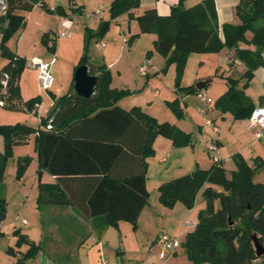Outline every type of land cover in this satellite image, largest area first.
Listing matches in <instances>:
<instances>
[{
    "label": "trees",
    "instance_id": "obj_1",
    "mask_svg": "<svg viewBox=\"0 0 264 264\" xmlns=\"http://www.w3.org/2000/svg\"><path fill=\"white\" fill-rule=\"evenodd\" d=\"M34 6L64 16L60 8L49 10L43 0H8L9 10L4 18L7 26L0 42L1 55L8 64L0 71V81L4 74L8 80L5 87L0 82V102L18 96L17 80L26 64L7 46L25 25L24 18L15 12L30 11ZM139 6L140 0H114L109 8L110 20L123 14L134 18L130 12ZM236 16L240 24H224L221 35L213 0H202L189 8H184L180 1L165 17L159 16L155 9H148L135 20L139 34L156 37L153 49L165 58L167 64L175 63L179 75L190 53L216 54L223 49L233 50L234 58L245 65L246 71L240 79H226L227 90L215 101V106L235 118L247 120L255 106L245 94V88L254 70L264 67V26L255 25L264 19V0H240ZM109 26L110 21H107L101 22L96 32L85 30L83 55L77 65H88L89 73L97 77L93 96L79 97L71 86L58 99L53 114L41 119L42 127L50 126L49 130H35L19 124L0 126L4 140V150L0 152V180L12 145L23 143L28 136L35 134L39 170L62 178L61 185L67 192L57 184H40L38 205L75 206L86 218L104 216L107 226L117 228L118 222L124 221L135 229L140 213L148 205L145 159L154 152L155 138H170L174 145H178L186 136L174 126L158 124L145 115L136 114L135 109L126 112L115 105L129 91L110 89L111 75L107 67L91 64L88 57L90 41L102 37ZM247 32L252 33L250 40L245 38ZM139 34L132 36L129 42L136 40ZM239 43L254 46L255 50L239 49ZM150 56L151 51H148L146 58ZM242 79L245 82L240 87ZM176 90L199 92L194 86L181 88L179 82ZM38 103V97L29 100L25 103L26 110L33 111V105ZM235 161L236 170L229 178L220 162L213 163L207 170L196 169L162 183L157 188L158 202L162 206L171 208L179 201L188 209L193 207L203 188L206 208L199 212L193 231L187 233L180 243L190 262L264 264V256L255 255L251 240L255 234L264 247V184L252 180L256 168L253 172L242 160L235 158ZM24 162L25 159L18 162L19 171L23 170ZM214 186L220 187L221 191H216ZM76 189H79V196L75 195ZM214 200L220 202L217 210L212 207ZM4 212L5 201L0 199V214ZM13 235L17 237L16 246L29 242L19 230ZM39 250V246L31 243L16 264L33 260ZM7 253L13 254V251L9 249Z\"/></svg>",
    "mask_w": 264,
    "mask_h": 264
},
{
    "label": "rangeland",
    "instance_id": "obj_2",
    "mask_svg": "<svg viewBox=\"0 0 264 264\" xmlns=\"http://www.w3.org/2000/svg\"><path fill=\"white\" fill-rule=\"evenodd\" d=\"M59 2L62 1H52L51 5L61 4ZM109 8L110 6L108 5L106 8L108 12ZM92 10L94 9H87L86 12L96 17L92 13ZM34 20L40 22L39 26L35 25L32 27L23 41L19 39L18 33L7 44L8 49L12 53H17L27 58V67L31 71H36L33 67H30V58L32 56H46L48 55L47 53L50 54L45 44L40 43L41 36L51 31L50 37H54L53 34H58L62 31L60 30L59 19L55 13L50 14L47 12L44 20L37 18V16H35ZM119 23L122 29L125 30L124 34L128 37L127 41H129L134 36V33L129 35L127 32V24L125 25L122 20ZM113 25L109 26L104 36L106 34L110 37L114 35L115 37L118 36L117 33L120 25L118 23ZM255 25L260 26L259 23ZM133 27L136 29L137 24L134 23ZM73 32L71 31V33ZM145 35H149V37L153 36L147 33ZM139 37L141 36H138L136 39L140 40L136 41L133 47L129 43L125 45V51L122 54V58H120L119 64L111 68L114 77L113 84H124L125 82V85L129 86L127 87L128 89L126 88L129 91L128 94L121 98L125 99L122 104L125 107L129 106V111L135 109L137 111L136 114L145 115L158 124L167 123L174 126L180 133L186 136L178 145H174L170 138L162 136L155 138L152 146L154 152L149 154L145 159L147 164L146 182L149 192H152L153 188H156L160 183L162 184L190 174L196 169L207 170L212 166L211 155L203 147L202 143L217 134H213V131L207 128V122L216 126L221 135L222 142L218 146V156L222 159L221 165L226 170L228 178L236 170L235 158H238L251 171L254 172L256 168L252 178L255 183L258 180L264 182V136L262 139H257L255 133L247 129L246 119L244 117L235 118L230 112H223L215 106V101L223 92L224 87H226L223 78L231 74L225 62L226 57L224 52H221V50L217 53L218 55L188 54L183 64L182 73L179 75L176 70V64H167L165 58L153 49V45L147 40L148 36H144V38L143 36L141 38ZM67 40L68 38H65L57 42ZM148 51H151V56L148 58L150 63L149 75L144 77L140 75L139 68L145 63ZM75 54L76 52L73 50L72 52L68 51V54L65 51L64 55L61 56L54 55L57 63L50 68V74L54 79L52 89L59 86L64 78L66 80L68 76L67 70L70 68V65L72 66V62L76 56ZM6 63L7 59L1 55L0 51V71ZM117 70L122 72L121 78L115 77ZM244 73L245 66L239 65L236 67L234 73H232V76L233 78L237 77V79H240ZM205 76H210L212 82L209 87L204 88L200 93H186L184 90H176V84L178 82L181 88H185V86L195 87L198 82H201L198 79ZM29 81L31 83H29L30 86L27 94L34 98L38 97L40 99L38 106H40L42 102H45L46 97H50L49 93L38 87L37 80L35 83L33 80ZM240 82L243 85L245 81L242 79ZM261 88V83L256 80V76L253 74L248 80L245 93L251 98L254 106H257L259 96L262 94ZM202 98L206 101L208 99L212 101V104L206 106V108L210 109V112L205 113V117L199 113L202 108H205ZM49 107L43 113L44 116L48 112ZM24 110H8V113L3 112L5 114L2 117L3 121L10 122L11 124H2L0 126L28 124L31 127H36L39 124L41 113H37L35 110L27 111L26 107H24ZM31 135V137L28 136L29 139H26V142L12 145L7 157L2 180H0V195L2 196L5 188H7V208L9 209L8 218L0 222V264H12L14 262L16 264L30 245L29 241L20 246H16L17 237L13 235V230H19L20 232L28 231L29 226L22 225L20 220L25 219L28 223L30 222L29 218L31 217L28 213H30L29 205L31 202L29 201L25 215L18 213V210L19 206L23 204V200L25 199L24 195H29L31 187L37 190L38 185L36 163L38 153L35 149V134ZM164 143L170 144V149L173 152L172 155L168 154L167 149H164ZM3 150L4 140L0 135V151ZM167 155L166 162L160 163V158L166 157ZM24 159V163L26 164L23 170L19 171L20 166L18 162H22ZM214 188L216 191H221V188L218 186H214ZM202 192L203 188L198 192L191 209L184 207L179 201H176L171 208L164 207L158 202L157 194L155 192L152 193L153 195L148 208L152 218L145 225L142 224L140 226L137 235V239H141L143 242L142 246H138L133 242L135 238L134 234L133 236L132 234L125 235L115 228L117 231L114 232L115 240L112 239L115 243L111 242L109 246H120L123 235L127 251L131 252V254L126 255L127 259H124L123 262H121L120 256L118 255L119 264H148V262L144 261L146 257L148 255L156 256L160 252L161 248L157 243L158 235L164 234L170 239L178 240L181 243L186 234L194 229L186 227V224L188 222L197 224L199 212L206 208V203L202 198ZM219 206V200H214L212 204L213 210H217ZM130 226L133 231L131 224ZM137 229L136 227L134 231ZM9 249L13 251V254L7 253ZM149 251L150 254L148 253ZM177 254L180 257L185 255V251L181 246L177 249ZM180 261H182V258L177 259L174 264H181ZM190 263L195 264L193 262ZM168 264L173 263L168 262ZM199 264L208 263L202 262Z\"/></svg>",
    "mask_w": 264,
    "mask_h": 264
},
{
    "label": "crops",
    "instance_id": "obj_3",
    "mask_svg": "<svg viewBox=\"0 0 264 264\" xmlns=\"http://www.w3.org/2000/svg\"><path fill=\"white\" fill-rule=\"evenodd\" d=\"M52 1H57V0H43L44 4L49 10L52 11V10H55L56 8H60L64 12V16H60L57 13L55 14L57 15L59 19L60 30L64 31L65 26L68 27L67 28L68 35L64 38L55 39L56 34H53L54 37H50L51 31L44 33L40 38V43L43 45L45 44L50 54L47 53L48 55L46 56L45 55L32 56L30 58V61L35 59V60H40L45 63H49L51 59L54 58L55 63L53 65H55L57 63L56 58L54 57L55 54L61 56V55H64L65 51L68 54V51L72 52L73 50H75L76 56L72 62L73 64L71 63L72 66L70 65V68H68L67 70L68 72L66 71L68 75L66 80L64 78V80H62V83H60L59 86L52 89L54 86V79H53V86L48 91L50 97H46L45 102H42L39 108L36 110L37 113L38 112L41 113L39 124L36 127H31L28 124H24L25 126L30 127L35 130H38V129L46 130V126L42 127L41 125V119L46 118V115L44 116L43 113L47 110L49 106H51L54 103L56 99H59L61 96L65 95L69 91L70 87L73 86L74 71L77 65L79 64L80 59L83 55L84 39H85L84 35H85L86 29L92 32H96L100 23L107 22V21H110L111 26H114L113 24H117V23L118 25H120V27L118 28L117 37H115V35L110 37L109 35L106 34L105 36L103 35L100 38H93L89 43L88 57H89V61L91 62V64L95 66L105 65L107 67V69L110 72L111 79H112L111 84L109 86L110 89L117 90V91L126 90V88L129 86L125 85L126 84L125 82L124 84L123 83L113 84L114 77L111 72V68H113V66H115L116 64H119L120 58H122V54L125 51V45L129 43V45L133 47L135 42L140 39L134 40L132 42L133 44L127 41L128 37L124 34L125 30L122 29L119 21L122 20L125 23V25L127 24V29H128L127 32L129 35H131V33L132 34L134 33V35H137L140 32H139V27H138V24L135 18L142 15L144 11L148 9H155L159 16L165 17L170 14L171 8L178 5L180 1L182 2L184 8H189L201 2L202 0H140V6L137 9H134L130 12V14L134 18H130L128 14H123L119 16L118 18H116L115 20H110L109 12L108 10H106L108 5L110 6L114 0H77V1L76 0H59V1H62V2H59L61 4L51 5ZM213 1H214V5L216 8V12H217L219 32L221 30V27L224 24H232V25L240 24V20L236 16V6L238 5L240 0H213ZM58 5H61V6H58ZM76 9H79V10L75 12ZM87 9H94L92 10V13L96 17L86 12ZM36 10H38V12H36ZM15 13L19 16H22L25 21L24 28L18 32L19 39L21 41H23V39L27 36L28 31L32 27H34L35 25L39 26L40 22H38L37 20H34L35 16H37V18L39 19L44 20L45 16L47 15V11L40 8L39 6H34L33 9L30 11H16ZM50 14H53V13H50ZM78 17L79 19H77ZM134 23L137 24L136 29L135 27H133ZM256 23H259L260 26H264V20L263 21L259 20ZM6 26H7L6 19H4L3 21H0L1 38H2V31L4 30ZM71 31H74V32L71 33ZM220 35H221V32H220ZM139 36L141 37L143 36V38L144 36H148L147 40L152 45H153L154 40L156 39L154 35L152 37H149V35L139 34ZM251 37H252V33L247 32L245 34L246 40H250ZM65 38H68V40L59 41V43L57 42L58 40L65 39ZM49 39H51L50 42H48ZM0 42H1V39H0ZM238 48L242 50L246 49L250 51H253L255 49L254 46H248L244 43H239ZM221 52H224L225 57H226L225 62L227 63L226 65L228 66L229 72H231L230 76H224L223 78L225 85H226L225 78L227 77L233 78L232 73H234V71L236 70V67L239 65L241 66H245V65L241 62H239L238 64H235L233 62L235 60L233 50L223 49ZM13 54H15L17 57L21 59H24L26 61V64L17 80V87L19 89L18 96L14 97L11 101L9 100L10 102L7 100L0 102V125L11 124L10 122L3 121L2 117L3 115H5L3 114V112L8 113L7 112L8 110L25 111L24 104L28 100L34 98V97H31V95L29 96L27 94V91L30 86L29 83H31V81L29 80H33L34 83L37 80V72L29 70V68L27 67L28 64H27L26 57L18 55L17 53H13ZM216 55L218 54L216 53ZM262 58L264 60V50L262 53ZM7 64H8V60L5 66ZM142 65H146L147 67L146 76H148L149 75L148 71H149V66H150L149 60L146 59L145 63ZM5 66H3V68ZM30 67L32 68L31 63H30ZM245 71H246V67H245ZM253 74L254 76H256V80H258L259 83H261V87H262L261 88L262 94L259 96L258 103H257V106H259V105L264 104V67L257 68ZM115 77L121 78L122 72L117 70ZM233 79H237V77ZM198 81H206L207 84L205 88H207L210 86L212 79L210 76H205V77H202L201 79H198ZM241 83L242 82H240L239 84L240 87L242 85ZM185 87H188V86H185ZM226 90H227V85L226 87H224L223 92L218 96V98L222 94H224ZM200 92L201 91H199V93ZM249 99L251 100L250 97ZM123 100L125 99L119 100L115 105L121 110L128 112L130 110L129 106L125 107L122 104ZM207 101L204 98H202L203 106L205 108L204 109L202 108L199 111V113L203 115V117L206 116L205 113L210 112V109L206 108V106L208 104H212V101L211 100L210 102H207ZM245 123H246L247 129L254 132L257 139L263 138L264 132L260 133L259 130L257 129H251L249 127L248 120H245ZM206 126L207 128L213 131V134L215 133L217 135H213L209 139H206L205 141H203L202 143L203 147L205 148V145L210 141L216 143V145L219 146V144H221L222 142V138H221V135L219 134L217 127L212 125L211 123L210 125H206ZM258 133L261 134L260 137L257 136ZM34 136L36 137V135ZM29 137H27L26 139H29ZM164 146H165L164 149L168 150V154L172 155L173 152L170 149V144L164 143ZM169 150H170V153H169ZM218 153H219V150H218ZM167 157L168 155L166 157L160 158L159 162L165 163ZM219 159H220V162H222V159L220 157ZM36 163H37V182H38L37 190L31 187L30 189L31 191L29 195L28 194L24 195L25 199L23 200V204L19 206V210H18V213L25 215L27 208H28L29 201L31 202L29 205L30 213H28V215L31 217L29 218L30 222L28 223L27 220L25 219L20 220L21 224H22L21 221L26 222V224H22V225L29 226L28 231H23L21 232V234L27 237L28 241H30V244L32 243L34 245L39 246L40 248L37 256L33 260L27 262V264H119L118 255L120 256L121 262H123L124 259H127L126 255L131 254V252L127 251V248L124 242L125 240L122 234H121L122 240L120 241L121 243L120 246L118 247L109 246L111 245V242L115 243L113 242L112 239H114V236H115L114 232H117V231L115 230L114 227L106 225V218L104 216L86 218L82 214V212L75 206L54 205V204L38 205L37 204L40 184H45V185L57 184L60 189H62L64 192L66 191L64 190L60 182L63 180L62 178L58 179L48 174L44 170H39L38 158H37ZM257 183L264 184V182L261 180H258ZM158 186L156 188H153L152 192H149L148 187H147V182H146V189L149 193L148 203L150 202L151 197L153 195L152 193L154 192L157 194V200H158V193H157ZM33 192H34V195H33ZM74 192L76 196L80 195L79 189H76V191ZM7 195H8V191H7V188H5L2 196L0 195V199L5 201V212L3 214L4 215L3 221H5L9 216L8 214L9 209L7 208V205H8ZM149 206H150V203L140 213L138 220H137L138 229L136 231H134V229L132 231L130 223L128 222L119 221L117 225V229L119 232L124 233L125 235L132 234V236L134 234L135 238L133 239V242L137 244L138 246L143 245V242L141 241V239H137L140 226L142 224L145 225L152 218L150 215L151 213L148 210ZM188 223H194V222H188ZM188 228H193V227H188ZM14 231L15 230H13V232ZM149 249H152V248H149ZM148 253L150 254V251ZM181 258H182V261H180L181 264H191L190 262L187 261L186 255H183L182 257H180V255L177 254V251L173 253V255L169 256L165 261H159L158 255L156 256L148 255L144 261L148 262V264H168V262L174 264L177 259H181Z\"/></svg>",
    "mask_w": 264,
    "mask_h": 264
},
{
    "label": "built area",
    "instance_id": "obj_4",
    "mask_svg": "<svg viewBox=\"0 0 264 264\" xmlns=\"http://www.w3.org/2000/svg\"><path fill=\"white\" fill-rule=\"evenodd\" d=\"M8 0H0V20L4 19L8 14ZM67 26H65V30L61 33L55 35V39L64 38L68 35ZM235 64H238V60L233 61ZM55 63V59H51L49 63L42 62L40 60L33 59L31 61V66L37 72V83L38 87L41 90L49 91L53 86V78L50 74V68ZM139 73L141 76L147 75V67L146 65H142L139 68ZM8 80V76L6 74L3 75L1 79V84L5 87ZM207 102H210L208 100ZM39 108L38 104L33 105V110H37ZM249 127L251 129H257L259 132H263L264 130V104L259 105L254 108L250 117L247 119ZM207 125H210V122H207ZM46 129H51L50 126H46ZM261 134H257L260 137ZM205 149L211 155V159L213 163H220V159L218 156V146L214 142H208L205 145ZM22 224H26L25 221H21ZM187 227L195 228L196 224L187 223ZM157 243L160 246V252L158 254L159 261H165L169 256L173 255L177 251V249L181 246L180 242L175 239H170L168 236L161 234L157 237Z\"/></svg>",
    "mask_w": 264,
    "mask_h": 264
},
{
    "label": "water",
    "instance_id": "obj_5",
    "mask_svg": "<svg viewBox=\"0 0 264 264\" xmlns=\"http://www.w3.org/2000/svg\"><path fill=\"white\" fill-rule=\"evenodd\" d=\"M182 12V10L180 11ZM97 84V77L89 73V67L87 65L78 66L73 75V89L77 96L82 98H90L95 92V87ZM206 81L198 82L195 85L197 91H202L206 86ZM59 100L56 99L54 103L50 106L48 112L46 113V118H49L53 112L57 109ZM4 215L0 214V221H3ZM252 244L255 250V255L257 257L264 256V247L258 242L257 236L254 234L251 236ZM21 264H27L25 262Z\"/></svg>",
    "mask_w": 264,
    "mask_h": 264
}]
</instances>
